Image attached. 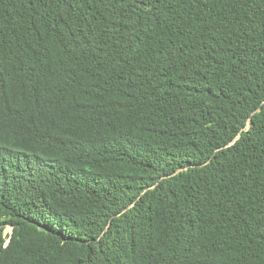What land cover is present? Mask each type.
<instances>
[{
  "label": "trees",
  "instance_id": "16d2710c",
  "mask_svg": "<svg viewBox=\"0 0 264 264\" xmlns=\"http://www.w3.org/2000/svg\"><path fill=\"white\" fill-rule=\"evenodd\" d=\"M0 264H264V0H0Z\"/></svg>",
  "mask_w": 264,
  "mask_h": 264
},
{
  "label": "clouds",
  "instance_id": "9594fccd",
  "mask_svg": "<svg viewBox=\"0 0 264 264\" xmlns=\"http://www.w3.org/2000/svg\"><path fill=\"white\" fill-rule=\"evenodd\" d=\"M8 227L10 228V232H11V227H10V226H7L6 228H8ZM6 228H5V229H6ZM5 233L8 234V235L10 234V233H7L6 231H5ZM7 242H8V237H7L6 240H5V244H6Z\"/></svg>",
  "mask_w": 264,
  "mask_h": 264
},
{
  "label": "rangeland",
  "instance_id": "374dc122",
  "mask_svg": "<svg viewBox=\"0 0 264 264\" xmlns=\"http://www.w3.org/2000/svg\"><path fill=\"white\" fill-rule=\"evenodd\" d=\"M5 231H6L7 233H10V228H9V227L6 228Z\"/></svg>",
  "mask_w": 264,
  "mask_h": 264
}]
</instances>
